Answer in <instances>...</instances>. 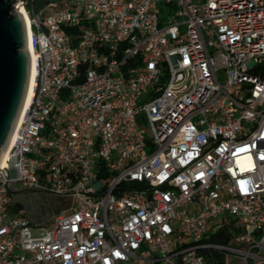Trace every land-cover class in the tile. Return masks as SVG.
Returning <instances> with one entry per match:
<instances>
[{
    "label": "built area",
    "instance_id": "obj_1",
    "mask_svg": "<svg viewBox=\"0 0 264 264\" xmlns=\"http://www.w3.org/2000/svg\"><path fill=\"white\" fill-rule=\"evenodd\" d=\"M13 9L34 75L0 165V264H264V0ZM15 185L65 214L15 216ZM218 220L226 245L206 241Z\"/></svg>",
    "mask_w": 264,
    "mask_h": 264
},
{
    "label": "water",
    "instance_id": "obj_2",
    "mask_svg": "<svg viewBox=\"0 0 264 264\" xmlns=\"http://www.w3.org/2000/svg\"><path fill=\"white\" fill-rule=\"evenodd\" d=\"M15 2L0 0V158L23 101L29 73L24 20L13 9ZM7 193L21 194L8 187Z\"/></svg>",
    "mask_w": 264,
    "mask_h": 264
},
{
    "label": "rangeland",
    "instance_id": "obj_3",
    "mask_svg": "<svg viewBox=\"0 0 264 264\" xmlns=\"http://www.w3.org/2000/svg\"><path fill=\"white\" fill-rule=\"evenodd\" d=\"M160 15L165 17L164 12H160ZM142 99V98H141ZM12 192H21V194L9 195L11 203L16 204V208H12L14 215L17 217H24L25 214H30L34 211L35 206L41 205L45 209V216L41 219L38 226L45 227L48 221H52L55 215L63 213L65 209V202L57 196H54L50 193H40V192H23L24 190L20 189L18 185H15L12 189ZM65 214V213H63ZM220 220L217 221L215 227L211 225L207 226V235H211L215 232V228L220 226ZM31 229L32 224L30 225ZM229 264H236L237 259L233 256L227 257Z\"/></svg>",
    "mask_w": 264,
    "mask_h": 264
},
{
    "label": "trees",
    "instance_id": "obj_4",
    "mask_svg": "<svg viewBox=\"0 0 264 264\" xmlns=\"http://www.w3.org/2000/svg\"><path fill=\"white\" fill-rule=\"evenodd\" d=\"M26 8H39L44 0H24ZM231 235L229 229L225 226H221L214 233L206 238L209 244L213 245H226L229 242ZM206 261L210 264H225V255L221 251H216L213 249L204 251Z\"/></svg>",
    "mask_w": 264,
    "mask_h": 264
},
{
    "label": "bare ground",
    "instance_id": "obj_5",
    "mask_svg": "<svg viewBox=\"0 0 264 264\" xmlns=\"http://www.w3.org/2000/svg\"><path fill=\"white\" fill-rule=\"evenodd\" d=\"M18 12L24 20L26 43H27V53H28V60H29V73H28V79H27L25 94H24L23 101L21 103L17 118L15 120L13 129H14L15 125L19 122V120H20L22 114L24 113L26 106L28 104V101H29V98L31 95V91H32V87H33V75H34V68H33L34 58H33L32 48H31L30 42H29V36H28V31H27V20H26L24 14H23V11L21 9L18 10ZM13 129H12V131H13ZM10 137H11V135H10ZM9 144H10V138H9V141H8V143L4 149V152L0 158V165L1 166L3 165V163L6 159V152H7V149L9 147Z\"/></svg>",
    "mask_w": 264,
    "mask_h": 264
},
{
    "label": "flooded vegetation",
    "instance_id": "obj_6",
    "mask_svg": "<svg viewBox=\"0 0 264 264\" xmlns=\"http://www.w3.org/2000/svg\"><path fill=\"white\" fill-rule=\"evenodd\" d=\"M34 212L36 213V215L39 217V218H43L44 216H45V209H44V207L43 206H41V205H37V206H35V208H34ZM33 215L30 213V214H27L26 213V218L28 219V221L29 222H32V221H34L33 220Z\"/></svg>",
    "mask_w": 264,
    "mask_h": 264
}]
</instances>
